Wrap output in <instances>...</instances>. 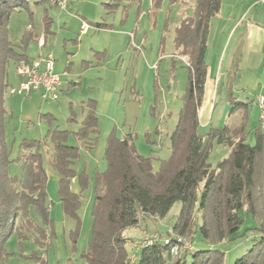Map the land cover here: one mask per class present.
Masks as SVG:
<instances>
[{
	"label": "trees",
	"instance_id": "1",
	"mask_svg": "<svg viewBox=\"0 0 264 264\" xmlns=\"http://www.w3.org/2000/svg\"><path fill=\"white\" fill-rule=\"evenodd\" d=\"M27 1L0 0V264L8 255L5 241L13 232L20 240L30 234L40 246L48 244L47 228L52 224L44 161L48 139L53 150L47 164L58 174L59 201L64 214L75 222L70 230L74 238L80 225L81 194L71 189L70 182L76 177L84 188L92 181L91 236L82 254L86 264H129L128 238L123 231L137 225L141 217H164L176 201L181 202V209L168 232L170 240L139 244L140 252L134 257V264H186L188 257L190 264H222L224 252L213 246L246 235V231L240 232L244 223L241 212L255 221L249 229L257 235L252 247L233 264H264V119L259 115L255 143H247L249 101L239 100L231 92L229 82L230 113L241 110V122L235 126L211 125L206 133H199V110L207 79L205 53L209 26L211 18L219 12L221 0H196L193 15L182 17L174 29L176 54L186 58L187 82L178 120L169 137L171 154L160 160L157 171L153 169L152 156L137 151L132 134L119 137L111 131L104 151L106 169L92 175L78 173L73 165L81 156L79 146L68 143L69 130L54 127L48 128L43 137L20 141L17 160L23 177L18 179L8 172L5 96L12 85L7 79V67L10 63L17 67L33 58L25 53L29 31L23 34L22 44L16 45L9 39L7 25L10 13ZM151 1L161 6L163 0ZM172 1L175 0H169ZM38 3L45 6L48 0ZM118 5L106 3L107 12H113ZM44 8L43 27L47 31L52 18ZM96 26L107 28L111 24L97 22ZM95 108L96 101L90 99L80 126L73 131L85 149H92L98 138ZM39 115L46 121L53 119L50 113ZM214 141L229 147V152L212 167L208 154ZM189 235L192 249L173 256L171 244L177 237Z\"/></svg>",
	"mask_w": 264,
	"mask_h": 264
},
{
	"label": "rangeland",
	"instance_id": "2",
	"mask_svg": "<svg viewBox=\"0 0 264 264\" xmlns=\"http://www.w3.org/2000/svg\"><path fill=\"white\" fill-rule=\"evenodd\" d=\"M38 1L28 0L24 6H19L10 13L8 36L11 42L21 45L22 35L31 23L34 27L33 37L28 40L26 51L33 55L41 51L37 46L36 36L45 33L46 52L51 53L55 59L53 71L57 72L63 82V89L56 100L45 101L37 91L30 94L7 92L5 140L10 155L9 174L18 179L23 177L21 164L17 160L20 141L24 137H43L48 128L54 127L69 130L68 143L79 146L81 156L73 165L78 173L92 175L95 171L106 169L104 151L106 137L111 131H115L119 137L132 134L137 151L143 156H152L153 169L157 171L160 160L171 154L169 137L177 123L181 97L186 87V58L176 54L173 44L174 29L182 17L193 15L196 0H163L161 6L152 4L151 0H120L114 13L106 15L104 12L102 16H107V21L117 26L121 18H125L126 28L134 37L128 36L124 41H120L121 37L114 33L94 31L90 23L89 32L86 35L80 34L79 24L82 19L77 22L72 17L79 18L75 14V7L72 12L62 11L48 3L43 6ZM44 7L53 20L47 31L42 22ZM102 19L103 17L99 18L100 21ZM220 38V34H217L211 49H208V58L219 47ZM94 50L106 51L100 58V55L93 53ZM83 60H91L93 64L86 67ZM7 79L13 87L19 85L20 78L13 63L7 67ZM234 79H238V76ZM231 92L239 100L249 101L246 142L252 145L255 143L254 134L259 118V109L253 98L257 93L252 92L255 95H250L240 88ZM90 99L96 101L95 114L99 133L94 147L85 149L83 141L77 139L73 131L80 126L86 114V103ZM226 103L225 114L218 123L216 119L220 115L222 101L221 98L214 100L211 110L212 126L235 125L238 115L234 113L229 117L230 102ZM39 112L50 113L53 119L46 121L45 117L38 115ZM210 126L199 127V133H206ZM46 148L44 159L48 160L53 150L50 139L47 140ZM228 152L229 147L214 141L208 154L211 166L215 167ZM54 172L56 175L47 173V198L52 219L51 226L47 228L50 234L47 246H40L30 234L20 240L13 232L5 241L8 255L2 264H86L82 254L88 247L91 236L92 181L84 188L80 187L76 177L70 182L71 189L81 194L80 225L74 238L70 230L74 228L75 222L63 212L58 195V176ZM180 209L181 202L176 201L164 217H141L137 225L129 226L123 231L128 238L126 249L131 258L129 264H134L133 259L140 252L138 246L146 238L154 233L168 236ZM241 214L244 223L240 232L246 231V235L213 246L224 252L222 264H233L255 241L257 233L249 229L255 225V221L246 213ZM197 239L196 234L195 241ZM186 264H190V257Z\"/></svg>",
	"mask_w": 264,
	"mask_h": 264
},
{
	"label": "crops",
	"instance_id": "3",
	"mask_svg": "<svg viewBox=\"0 0 264 264\" xmlns=\"http://www.w3.org/2000/svg\"><path fill=\"white\" fill-rule=\"evenodd\" d=\"M131 1L137 2L138 0ZM106 3H118L120 5V0H70L66 11L70 10L72 12V9L75 7V14L79 16V18L72 15L73 19L77 22L82 19L79 25H81L83 21L87 23L88 27L85 32L81 30L80 26V34L86 35L89 32L91 29L90 23L94 31L103 30L108 33H114L121 37L120 41H124L128 36L131 37V34L133 35L132 37H134V34L126 28L125 18L122 17L119 26H117L113 22H108L106 19L107 16H102L104 12L106 15L114 13L119 6L118 5L113 12H107ZM126 5L129 6V4ZM89 10L92 11L89 12ZM79 12L83 15H80ZM124 14H127L126 10ZM101 16L103 19L100 21L99 18L101 19ZM97 22L110 23L111 26L100 28L96 26ZM29 25L27 26V31L29 32L25 31L23 34L26 32L30 34V39L33 37L32 29L34 27L31 23H29ZM217 34L221 36L220 45L216 51L212 53V56L208 58V49L212 47L211 44L213 45ZM207 43L208 47L205 53L207 79L203 103L199 110V127L204 128L213 125V123H211L213 119L211 110L214 100L217 98H221L222 109L216 121L219 123L222 120L225 114L226 102H229L227 94L229 82L231 83V90H239L240 88V90L244 92H249L248 94L250 95H255L252 92H256L257 94L253 98L259 109L258 98L259 96L264 97V0H228L227 2L221 0L219 12L210 20ZM39 50L41 51L33 54L34 56L29 55L26 49L25 53L29 58H35L40 54H44L43 52H46V47L39 48ZM105 51L106 50H94L93 53L100 55L99 57L102 58ZM90 61L91 60H83L82 62L88 67L93 64L92 61L89 63ZM53 69H55V59ZM54 73L57 74L55 71ZM235 76H238V79L235 80ZM58 78L60 81V92V90L63 89V82H61L59 75ZM246 98L249 97L247 96ZM40 113L41 112H39V114ZM234 113L238 115L235 120V125H237L241 122V110L235 111L232 114L229 111L228 116L230 117ZM44 161L46 173L56 175L51 166L47 165V159H44Z\"/></svg>",
	"mask_w": 264,
	"mask_h": 264
},
{
	"label": "built area",
	"instance_id": "4",
	"mask_svg": "<svg viewBox=\"0 0 264 264\" xmlns=\"http://www.w3.org/2000/svg\"><path fill=\"white\" fill-rule=\"evenodd\" d=\"M70 0H48V3L52 6L59 8L60 10H66L68 8ZM81 30L86 31L88 25L86 22L81 23ZM30 28V25H29ZM133 35L131 34V37ZM36 42L39 48L45 46V35L41 33L36 36ZM54 58L51 53L40 54L38 57L33 58L30 62H21L16 67L17 74L21 77L19 85L17 87H10V94H29L33 91H38L42 100H56L59 96V78L53 71ZM259 115L264 119V97L258 98ZM162 240L167 243L170 237L161 238L157 233L151 237L146 238L140 246L149 245L155 240ZM192 249V236L177 237L175 243L171 244L170 252L173 256H177L179 253Z\"/></svg>",
	"mask_w": 264,
	"mask_h": 264
}]
</instances>
